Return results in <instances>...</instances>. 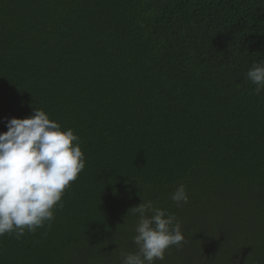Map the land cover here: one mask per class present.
I'll return each mask as SVG.
<instances>
[{
    "label": "trees",
    "instance_id": "trees-1",
    "mask_svg": "<svg viewBox=\"0 0 264 264\" xmlns=\"http://www.w3.org/2000/svg\"><path fill=\"white\" fill-rule=\"evenodd\" d=\"M261 61L264 0H0V133L42 109L85 157L0 264H121L149 200L184 236L155 264H264Z\"/></svg>",
    "mask_w": 264,
    "mask_h": 264
},
{
    "label": "clouds",
    "instance_id": "clouds-1",
    "mask_svg": "<svg viewBox=\"0 0 264 264\" xmlns=\"http://www.w3.org/2000/svg\"><path fill=\"white\" fill-rule=\"evenodd\" d=\"M247 78L257 95L264 91V61L254 63ZM5 120L8 130L0 133V237L15 233L20 239L45 222L51 228L65 190L85 168V157L74 131H62L42 109L28 118ZM171 200L177 207L188 203L185 185L176 188ZM129 212L138 217L133 237L137 250L121 251V264H155L170 247L182 246V225L175 215L151 200Z\"/></svg>",
    "mask_w": 264,
    "mask_h": 264
}]
</instances>
